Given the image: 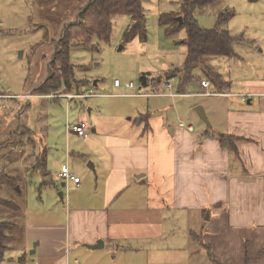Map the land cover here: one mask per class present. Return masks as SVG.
I'll use <instances>...</instances> for the list:
<instances>
[{
	"label": "crops",
	"instance_id": "obj_1",
	"mask_svg": "<svg viewBox=\"0 0 264 264\" xmlns=\"http://www.w3.org/2000/svg\"><path fill=\"white\" fill-rule=\"evenodd\" d=\"M68 1L71 9L77 6L78 0ZM49 2L61 3L41 0L37 4L43 7ZM250 4L251 25L247 35L235 34V40L245 42L246 47L236 51L233 58L241 62L249 57L247 65L252 70H235L218 85L205 76L203 79L210 82L209 86L204 87L200 82L198 91L187 94L165 92V88L155 89L153 93H133L205 96L211 100L209 129L205 124L203 127L197 124L194 113L190 114L192 122L178 119L174 124L170 118H175L173 114L155 115L151 111L149 117L145 115L134 121L138 123L137 131L129 125L124 126L126 132L99 133L96 127H91L94 135L88 138L79 135L85 143L72 145L70 138L69 151L66 145L69 163L65 166L70 169L72 157L78 156L70 171L80 177L79 182L60 176L64 164L60 170H50L49 161L53 158L49 147L38 146L37 160L26 164L30 168L26 169V176L29 173L26 185L36 181L37 171L30 176L31 170L42 169L45 154L44 168L48 170L38 171L41 174L37 177L40 181L37 188H50L49 196L57 201L53 198L51 206L27 219L26 252L20 250L22 261L26 259L27 264H264V0H250ZM72 63L75 64L74 59ZM176 77H165L166 86L172 89ZM75 78L80 81L81 89L74 93L81 94L87 80L78 78L77 71ZM141 83H149L146 74L141 76ZM97 84L94 80V86ZM8 87L5 85L0 92L12 94ZM54 91L57 89L40 96L50 97ZM55 95L56 100L63 96ZM6 100L15 99L3 98L0 107H6L3 106ZM179 111L176 107V117ZM9 121H13V115L0 119L1 151L15 142L14 126L9 130ZM188 125L194 129L190 130ZM69 132L78 136L74 131ZM217 133L235 137L234 148L223 146L214 137ZM94 143L102 145L104 156L100 150L99 160L90 163L88 169L85 167L87 145ZM61 191L62 198L58 195ZM151 253H161L159 262Z\"/></svg>",
	"mask_w": 264,
	"mask_h": 264
},
{
	"label": "rangeland",
	"instance_id": "obj_2",
	"mask_svg": "<svg viewBox=\"0 0 264 264\" xmlns=\"http://www.w3.org/2000/svg\"><path fill=\"white\" fill-rule=\"evenodd\" d=\"M38 1L41 3V0H0V90H4L5 85H8V92L12 93L0 92V100L8 97L15 99L6 100L3 103L6 107H0V119L5 115L9 118L13 115V121H9V130L12 124L15 130V142L4 151H1L3 145L0 146V172L5 170L13 176L25 177L21 184L22 192L18 186L15 190L5 189L8 195L4 196L15 206L0 207V216L17 223L18 231L16 237L9 241L5 259L0 264H27L26 259L21 260L23 254L20 251L26 252L27 219L33 217L40 209L51 206L53 198L56 199L49 196L48 193L51 194L52 191L50 188L46 186L37 188L40 184L37 177L41 172L35 173L36 181L26 185V169H30L26 168V164L37 160L39 155L35 153H40L38 151L40 144L49 147L50 157L53 158L49 161V169L57 171L63 164L65 166L69 163L66 153V145L67 150H70L69 139L71 138L72 145L85 143L79 135H71L67 129V126L75 124V121L78 123L85 120L90 125L88 136H92L95 133L91 131V127H96L99 133L126 132L124 126L129 125L132 130L137 131L138 123L134 121H138V117L143 118V114L146 115L149 111L155 115L173 114L175 118H170L174 124L178 119L186 123L192 122L190 114L194 113L197 124L200 127L205 124V128L209 126L196 111L193 112L194 109L201 106L206 113L208 112V119L212 117L208 107L211 100L205 96L133 95L141 91L153 93L155 89L162 88H165V92L179 91L177 77L176 82L174 81L176 88L172 89L166 86L165 77L164 79L162 77L166 69L184 68L188 54L187 44L183 42L188 36L187 27L180 32L168 34L160 18L161 15L169 16L179 11L184 0H141L144 11L142 26L144 35H138L127 43H123V35L133 21L132 17L127 14L114 16V28L109 41L96 37L95 43L98 47L96 49H71L78 78L80 76L88 81L82 87L84 92L75 94L74 89L71 91L73 93H67L66 87L62 84L54 91L55 93L52 92L51 96L46 98L41 97L34 89L35 85L40 84L50 74L49 62L53 59L54 48L59 43L58 38L64 25L77 19L80 7L88 0L76 1L77 6L74 9L69 7L68 0H60V4L49 2L43 7H40V3L37 4ZM250 7V0H213L208 5L197 8L195 18L201 27L207 29L218 26L217 29L227 30L232 36L243 33L247 35L251 25ZM222 15H228L229 18L220 23L219 18ZM245 47V42L237 40L233 42L235 51H242ZM240 60L221 51L219 54L211 53L205 57L206 64L216 68L217 73H224L221 74L223 78L226 75L232 76L235 70L240 72L239 70L251 69L247 65L249 57H246L247 61L239 62ZM53 71L60 73L56 68H53ZM145 74L149 83L142 85L141 76ZM194 75L205 77L203 69L199 67L194 70ZM115 79L122 82L120 88L115 87ZM94 80L98 81L96 86L91 85ZM131 81L135 88L127 87V83ZM77 82L80 81H75L74 84ZM199 89V83L195 82L188 87L190 92ZM29 91L31 103L26 99V93ZM55 94L63 96L56 100ZM70 97L72 100L68 99ZM176 107L180 110L179 117H176ZM162 108L167 111H161ZM189 126L193 125L187 127ZM94 144L87 145L85 167L88 169L91 168L90 163L96 162L101 153L104 156L102 145ZM77 162L78 156H73L69 164L70 169L71 166L73 169ZM62 190L65 191V188ZM58 195L61 196L59 192ZM32 250L33 248L27 251L28 255ZM151 256L157 258L159 262L161 253L157 255L151 253Z\"/></svg>",
	"mask_w": 264,
	"mask_h": 264
},
{
	"label": "trees",
	"instance_id": "obj_3",
	"mask_svg": "<svg viewBox=\"0 0 264 264\" xmlns=\"http://www.w3.org/2000/svg\"><path fill=\"white\" fill-rule=\"evenodd\" d=\"M212 1L184 0L179 11H175L169 16L161 15L160 22L166 27L168 34L180 32L185 27H187L188 31V36L183 41L188 47L184 68L168 69L165 72L167 79L177 76V87L179 89L177 93L187 94L191 83L200 84L201 82L202 84V81H207L203 79V75H194V70L197 67L203 69L204 76L213 84H223V75L217 73L214 67L206 64L205 57L211 53L219 54L220 51L223 54H229L231 57L236 55V51L233 49V42L236 39L235 35H230L227 30L217 29L218 26L210 29L201 27L195 18L196 9L202 8ZM120 14L130 15L133 20L125 30L123 43L133 41L138 35H144V27H142L144 24V11L141 0H88L87 4L80 9V13L74 23H68L65 30H63L62 37L55 48L53 59L50 62L51 77L49 76L44 83L37 87L36 91L39 94H46L54 89L58 90L62 83L65 85L67 92H71L74 89L79 91L81 89L80 82H77L76 85L74 84L77 81L75 80V72L77 70L76 64L72 63L71 49H94L97 47V43H95L96 37L109 41L114 28L113 18ZM180 15L183 19L182 23H180L178 18ZM227 18H229L228 15H222L219 18V22L222 23ZM53 68H56L60 73L57 71L54 73ZM84 85L83 83L82 86ZM91 85L94 86L93 83ZM146 116L148 115L146 114ZM214 137H217L223 146L229 145V148H234L235 137L225 136V134H218ZM43 159H46L45 154L42 157V169H32L30 176L35 171L48 170L44 168L46 162L44 163ZM28 176L29 173L26 177ZM24 179V176H13L5 171L0 173V207L15 206L11 200L4 196V194L8 195L5 189L15 190L18 186L19 190L21 189L20 192H22L21 184ZM17 227V223L3 219L0 216V263L5 259L9 241L16 237Z\"/></svg>",
	"mask_w": 264,
	"mask_h": 264
},
{
	"label": "built area",
	"instance_id": "obj_4",
	"mask_svg": "<svg viewBox=\"0 0 264 264\" xmlns=\"http://www.w3.org/2000/svg\"><path fill=\"white\" fill-rule=\"evenodd\" d=\"M115 85L120 86L121 81L119 79H116ZM202 85L204 87H208L209 81H205V80L202 81ZM127 87L134 88V83L133 82L127 83ZM26 97H31V96H30V94H26ZM67 127L69 128V130L74 131L75 133H77L78 135H80L84 138L88 136L89 128H90L89 124L85 121H81V122L75 123V124H70ZM188 128L190 130H193V126H189ZM60 176L66 180H73L75 182L80 181V177H77L74 174H72V172L70 171V169L67 166H65L63 168L62 172L60 173Z\"/></svg>",
	"mask_w": 264,
	"mask_h": 264
},
{
	"label": "water",
	"instance_id": "obj_5",
	"mask_svg": "<svg viewBox=\"0 0 264 264\" xmlns=\"http://www.w3.org/2000/svg\"><path fill=\"white\" fill-rule=\"evenodd\" d=\"M178 18L180 19V21H182V17H181V16L178 17ZM142 78H143V81L146 82L145 77H142ZM95 83H97V82L95 81ZM196 112H197V113L200 115V117L206 122V124H207L208 126H210V121H209V119H208V117H207V115H206V112H205L204 108L201 107V106H199V107L196 108ZM63 185H64V183H63ZM60 195H61V198H62V191H61Z\"/></svg>",
	"mask_w": 264,
	"mask_h": 264
},
{
	"label": "flooded vegetation",
	"instance_id": "obj_6",
	"mask_svg": "<svg viewBox=\"0 0 264 264\" xmlns=\"http://www.w3.org/2000/svg\"><path fill=\"white\" fill-rule=\"evenodd\" d=\"M180 16H181V15H180ZM180 16H179V17H180ZM181 17H182V16H181ZM182 21H183V19H182ZM182 21H180V23H182ZM58 42H59V41H58ZM93 84H94V82H93ZM87 93H89V92H87ZM27 94H30V92H28ZM26 98L29 99V100L31 99V97H26ZM70 98H72V97H70Z\"/></svg>",
	"mask_w": 264,
	"mask_h": 264
}]
</instances>
